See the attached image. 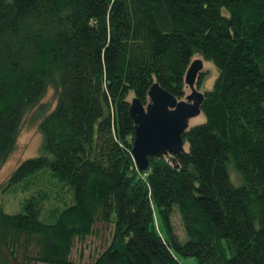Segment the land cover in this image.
Segmentation results:
<instances>
[{
	"label": "trees",
	"instance_id": "obj_1",
	"mask_svg": "<svg viewBox=\"0 0 264 264\" xmlns=\"http://www.w3.org/2000/svg\"><path fill=\"white\" fill-rule=\"evenodd\" d=\"M197 55L218 69L206 119L141 171L130 102L185 97ZM30 111L43 141L0 185L24 196L0 202V264H82L99 222L93 264H264V0H0V167Z\"/></svg>",
	"mask_w": 264,
	"mask_h": 264
},
{
	"label": "water",
	"instance_id": "obj_2",
	"mask_svg": "<svg viewBox=\"0 0 264 264\" xmlns=\"http://www.w3.org/2000/svg\"><path fill=\"white\" fill-rule=\"evenodd\" d=\"M203 59H194L188 66L185 83L191 89L184 99L154 83L146 104L138 97L131 100L130 114L134 119L135 138L132 156L141 171L149 169V156L178 155L186 151L184 132L190 128V120L201 114L205 93L197 89Z\"/></svg>",
	"mask_w": 264,
	"mask_h": 264
},
{
	"label": "rangeland",
	"instance_id": "obj_3",
	"mask_svg": "<svg viewBox=\"0 0 264 264\" xmlns=\"http://www.w3.org/2000/svg\"><path fill=\"white\" fill-rule=\"evenodd\" d=\"M203 59V73L205 80L198 84L197 89L201 91L211 90L215 80L218 76V69L214 65V63L210 60L204 59L202 56H195L194 59ZM200 72V73H202ZM191 92V89L188 86H185V95H188ZM183 97L182 99H184ZM56 96L55 90L53 87H49L43 102L46 105H53L55 103ZM34 112L30 111L27 113L24 118V122L20 128V134L17 139V144L10 156L8 157L5 164L0 167V185L4 184L11 175L10 173L21 163L23 160L28 159L29 157H34L40 154V145L42 144V133L40 129H38L40 117H34ZM206 119L205 113L202 111L200 115L191 118L190 127L192 125L200 124L204 122ZM185 148L188 150L189 145L185 143ZM24 198L23 195H12V194H4L0 190V202L4 204V210L6 212H15L20 208L19 204L20 200ZM173 225L175 230L178 231L179 234H183L182 232V221L178 214H175L173 219ZM113 227L112 223L105 224L104 222H99L95 227L94 233L87 236L86 239L80 240L78 239L75 242L74 249L71 254V258L78 263L79 261L82 264H93L94 260L97 258L99 253L109 247V242L113 236ZM184 240V238H180ZM182 264H198L195 257L192 256H179ZM12 264L14 262L12 261ZM31 264H41L39 262L34 261Z\"/></svg>",
	"mask_w": 264,
	"mask_h": 264
}]
</instances>
